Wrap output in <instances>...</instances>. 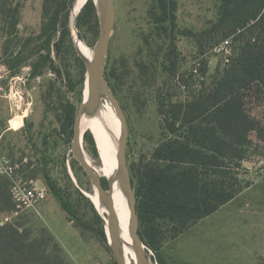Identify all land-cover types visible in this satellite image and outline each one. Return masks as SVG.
Wrapping results in <instances>:
<instances>
[{"label":"rangeland","instance_id":"374dc122","mask_svg":"<svg viewBox=\"0 0 264 264\" xmlns=\"http://www.w3.org/2000/svg\"><path fill=\"white\" fill-rule=\"evenodd\" d=\"M113 1L115 23L105 71L127 117L125 153L133 183L147 167L165 164L157 151L166 146L178 150V166H197L207 180L215 154L224 171L215 179L230 188L237 187L234 177L240 183L231 201L184 228L169 219L150 223L145 243L149 259L152 264H264V219L252 206V193L244 189L264 167V85L252 82L228 100L237 106L240 121L209 111L195 122L182 120L188 104L205 98L230 68L210 51L212 46L231 37L235 58L248 33L225 35L213 29L219 0H172L174 21L158 19L156 0ZM44 2L0 0V153L18 162L26 177L47 186V199L67 204V218L81 230L88 248L98 249V264H112L116 261L107 241L96 234L102 217L82 193L92 190L91 182L70 152L86 78L75 40L93 53L98 12L94 2L85 5L87 0L71 20L74 0H47L51 11L56 6L61 11L55 30L45 31ZM172 111L181 112L175 132L165 121ZM81 145L98 162L89 132L83 133ZM214 146L219 147L216 153ZM42 215V224L18 213L2 226L0 264H81L61 246L53 222L49 225Z\"/></svg>","mask_w":264,"mask_h":264},{"label":"trees","instance_id":"16d2710c","mask_svg":"<svg viewBox=\"0 0 264 264\" xmlns=\"http://www.w3.org/2000/svg\"><path fill=\"white\" fill-rule=\"evenodd\" d=\"M219 1V16L213 29L220 30L225 35L247 32L248 36L239 55L232 57L229 63L230 68L224 70L205 98L195 97L188 104L189 110L183 113L182 120L186 119L190 123L197 121L208 111L223 119H230L231 122L240 121L237 106L228 100L252 82L259 81L264 85V0ZM92 4L93 2L88 0L85 5ZM156 4L160 21L167 19L174 21L176 8L174 1L156 0ZM53 8L51 11V6H48L45 0L43 14L48 19L45 31L56 28L61 9L59 6ZM40 62L42 60L34 64L32 74L38 71ZM180 113V111H172L170 118H165L170 132L176 131L174 125L180 119ZM205 134L215 138L213 132H205ZM213 150L219 151V147L214 146ZM213 155L214 159L211 162L213 174L208 176L207 180L197 166H178V150L166 146L157 151V157L166 161L165 164L147 167L139 177L137 185L132 181L137 198L139 235L144 243L151 228L150 223L158 219H169L184 228L190 222L211 214L221 205L229 202L239 191L240 183L237 177L233 179L236 188H230L221 180L215 179V177L223 176L224 171L219 157ZM194 163L199 161L196 160ZM103 185L105 186V181ZM12 208L8 181L0 176V213L9 212ZM61 208L68 213L71 211L65 203H61ZM79 226L85 227L83 224ZM2 229H5V226L0 227V230ZM96 234L103 242H106L103 227Z\"/></svg>","mask_w":264,"mask_h":264},{"label":"water","instance_id":"95a60500","mask_svg":"<svg viewBox=\"0 0 264 264\" xmlns=\"http://www.w3.org/2000/svg\"><path fill=\"white\" fill-rule=\"evenodd\" d=\"M94 5L99 17V36L93 48L91 59H87L76 47L78 56L86 66L85 84L87 98L81 99L73 119V133L70 152L74 159L85 171L91 184L96 188L99 201L107 209L105 223V237L108 246L117 264H126L123 257V244L120 238L119 222L114 210L111 190L106 188L101 177L94 168L85 160L81 141L80 121L83 114H93L102 99L109 101L119 122V136L115 158L118 167V180L126 197L129 211L128 231L131 238V247L135 260L133 264H152L149 259L147 247L139 235V219L137 215V198L133 187L129 165L126 160V141L128 136V122L125 110L112 90L106 76V56L109 49L111 32L115 23V8L113 0H95Z\"/></svg>","mask_w":264,"mask_h":264},{"label":"bare ground","instance_id":"6f19581e","mask_svg":"<svg viewBox=\"0 0 264 264\" xmlns=\"http://www.w3.org/2000/svg\"><path fill=\"white\" fill-rule=\"evenodd\" d=\"M86 2L87 0H74L71 9V20L77 17V14ZM75 44L77 48L80 47L87 59H91L93 54L91 49L81 43L79 39L75 40ZM86 98L87 87L84 83L82 99L85 100ZM80 130L81 134L89 132L94 139L98 162H93L87 155H85V160L94 168L103 182L107 181L106 188L111 190L114 210L119 222L120 238L123 244V257L126 264H133L135 256L131 247V238L128 231L129 211L126 197L119 184L118 167L115 158L119 136V122L109 101L100 102L93 114H83L80 121ZM91 186L92 190H83L82 193L91 201L97 213L102 217L105 231L107 209L99 201L96 188L92 184Z\"/></svg>","mask_w":264,"mask_h":264},{"label":"built area","instance_id":"2783aa9c","mask_svg":"<svg viewBox=\"0 0 264 264\" xmlns=\"http://www.w3.org/2000/svg\"><path fill=\"white\" fill-rule=\"evenodd\" d=\"M210 51L220 56L225 64H229L234 56L231 37L220 40ZM2 137L3 132L0 130V140ZM22 161L26 162L27 159L23 158ZM0 176L8 181L9 194L13 202V208L1 214L0 223L10 221L11 216L18 213L40 221L43 218L41 205L50 192L48 187L38 185L36 179L26 177L20 164L5 153H0Z\"/></svg>","mask_w":264,"mask_h":264},{"label":"crops","instance_id":"0c3cea01","mask_svg":"<svg viewBox=\"0 0 264 264\" xmlns=\"http://www.w3.org/2000/svg\"><path fill=\"white\" fill-rule=\"evenodd\" d=\"M244 189L252 193V206H254L255 212L260 213V217L264 219V167L253 182ZM47 197L41 205V211L45 214V218L48 220L49 225L53 226L54 224V235L61 246L81 264H98L100 262L98 249L96 248V250H94L93 247L90 249L88 248L87 241H85L81 230L73 225L72 221L67 218L66 212L60 205L54 204L49 198L47 199ZM35 221L42 224L41 221ZM51 221L53 224H51ZM7 223L8 222L0 223V227ZM3 242V240L0 241L1 246H3ZM6 255L9 260L10 257L8 254ZM1 261H3V258H1Z\"/></svg>","mask_w":264,"mask_h":264}]
</instances>
